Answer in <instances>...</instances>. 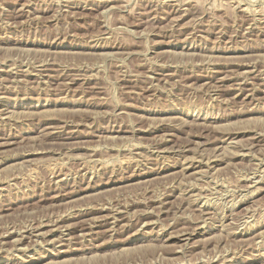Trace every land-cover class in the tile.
<instances>
[{
	"label": "rangeland",
	"instance_id": "374dc122",
	"mask_svg": "<svg viewBox=\"0 0 264 264\" xmlns=\"http://www.w3.org/2000/svg\"><path fill=\"white\" fill-rule=\"evenodd\" d=\"M0 264H264V0H0Z\"/></svg>",
	"mask_w": 264,
	"mask_h": 264
},
{
	"label": "bare ground",
	"instance_id": "6f19581e",
	"mask_svg": "<svg viewBox=\"0 0 264 264\" xmlns=\"http://www.w3.org/2000/svg\"><path fill=\"white\" fill-rule=\"evenodd\" d=\"M241 3V2H240ZM65 174V173H64ZM109 215V214H108ZM49 222V221H48ZM192 234V233H191ZM39 235V234H38ZM184 235V234H183Z\"/></svg>",
	"mask_w": 264,
	"mask_h": 264
}]
</instances>
